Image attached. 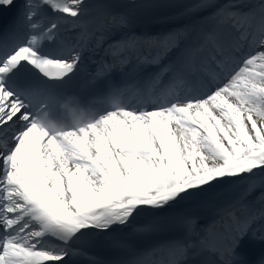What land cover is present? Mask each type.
I'll use <instances>...</instances> for the list:
<instances>
[{"label": "snow or ice", "instance_id": "1", "mask_svg": "<svg viewBox=\"0 0 264 264\" xmlns=\"http://www.w3.org/2000/svg\"><path fill=\"white\" fill-rule=\"evenodd\" d=\"M158 7L174 25L141 31ZM89 60L102 110L62 89ZM245 236L264 241V0H0V264H264Z\"/></svg>", "mask_w": 264, "mask_h": 264}]
</instances>
